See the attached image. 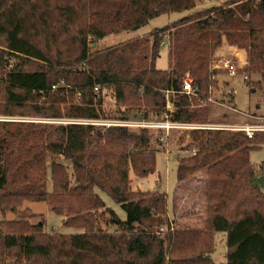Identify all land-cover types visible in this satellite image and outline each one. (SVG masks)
Segmentation results:
<instances>
[{
	"label": "trees",
	"instance_id": "obj_1",
	"mask_svg": "<svg viewBox=\"0 0 264 264\" xmlns=\"http://www.w3.org/2000/svg\"><path fill=\"white\" fill-rule=\"evenodd\" d=\"M194 6V0H0V117L64 123L0 122V211L13 214L25 202L45 203L61 227L76 231L53 235L43 230V221L0 222V264H215L210 255L217 233L225 235L224 264H264V195L255 185L264 165L249 162L264 133L250 139L242 131L187 134L185 148L195 152L176 159V181L205 172L210 216L206 232L182 244L169 230L165 195L130 187L129 172L137 178L154 172L158 139L146 128L84 124L129 119L125 112L114 117L104 111L106 93L135 118L144 113L143 119L157 120L167 92L171 122L206 125L202 103L217 88L211 66L223 44L246 53L247 65L237 75L246 83L258 76L254 86L264 87V0L228 1L144 40L89 51L91 40L135 31ZM163 43L167 69L158 70ZM12 59L17 64L7 70ZM184 73L195 96L181 93ZM67 96L77 103L66 105ZM95 189L120 205L124 221L104 208ZM93 213H109L104 230L96 229Z\"/></svg>",
	"mask_w": 264,
	"mask_h": 264
},
{
	"label": "rangeland",
	"instance_id": "obj_2",
	"mask_svg": "<svg viewBox=\"0 0 264 264\" xmlns=\"http://www.w3.org/2000/svg\"><path fill=\"white\" fill-rule=\"evenodd\" d=\"M195 6L189 12L173 13L169 15H161L145 26L135 30L122 32L119 34L109 35L101 40L90 41L89 51L94 52L96 49H105L113 46H118L134 39L144 40L148 38V35L155 30H159L171 23L186 17L187 15L199 11L208 10L211 8H218L224 5L228 1L232 0H194ZM215 58V60H214ZM213 58L212 64L216 61L219 64L223 59H231L235 65L236 74L234 77H228L225 73H218L215 76L217 88L212 91L211 100L207 104H204V118L208 120V123L203 126H187L186 129H173L167 138L165 145L154 144L153 147L159 152L155 154V169L154 172L146 177L137 178L132 172H129L130 187L133 191L141 192H154L158 191L165 195L167 204V223L171 224L172 232L175 235V243L185 242L195 232L205 233L207 230V220L210 216L209 202L206 199V188L204 185V179L206 178L205 172L200 171L195 175L185 179L182 182L176 181V159L189 158L194 153L190 147L185 148L186 136L189 132L205 128L204 130H223V131H236L239 128L249 127L256 129L254 134L264 133V87L261 89L255 87L254 83L259 81L258 76H252L250 82L246 83V80L240 75H237V70H242L247 65V56L243 49L236 47H230L223 44L216 52ZM17 64L15 59L9 61L7 70L11 69ZM156 68L158 70L167 69V47L165 43L160 47L159 57L156 60ZM62 81L58 82V85L62 86ZM232 92L234 94L232 95ZM166 100V97H164ZM78 100L75 97L67 96L66 105H75ZM166 103L164 104V111L166 110ZM103 109L106 113H110L111 116H118V112H125L129 116V120L134 118V112L126 107L114 106L111 100V95L106 93L103 95ZM173 112V107H172ZM163 111V112H164ZM145 112V111H142ZM142 114L136 116L135 120L142 119ZM123 117H126V115ZM148 122H158L161 119H150ZM162 117V116H161ZM133 120V119H132ZM146 120V121H147ZM0 122H24V123H51L60 124L63 122H52L41 118H3L0 117ZM101 123L112 122L111 120L100 121ZM141 122V121H140ZM76 123V122H74ZM64 124V123H63ZM78 124H81L78 122ZM84 125V124H81ZM96 128H108L107 126H94ZM132 130H140V128L129 127ZM148 133L153 136V139H158V131L152 128H146ZM157 136V137H156ZM156 139V140H157ZM158 141V140H157ZM195 152V151H194ZM249 162L255 168L262 166L264 163V144L260 145L257 149L249 152ZM70 170V166L67 162H63ZM262 176L263 172L260 173ZM260 175V176H261ZM258 180V179H257ZM255 185L264 195V186H259L258 182ZM48 189L50 185L48 184ZM94 193L101 199L104 204V208L113 212L120 221L125 220V212L121 209L120 205L114 203L105 193L94 190ZM166 213V214H167ZM33 214L34 218H28L27 215ZM93 219H97L96 229H105V223L110 218L109 213H104L100 216L98 213ZM89 220V215H84ZM21 220L28 221L31 225H35L39 221H43V230L51 234H76L75 230L66 229L61 227V218L52 214L45 203H29L25 202L20 208V211L15 213L3 214L0 211V222ZM26 234L29 232L28 227H24L20 230ZM183 244V243H182ZM226 254L225 235L217 233L214 235V251L210 255L215 264H224Z\"/></svg>",
	"mask_w": 264,
	"mask_h": 264
},
{
	"label": "built area",
	"instance_id": "obj_3",
	"mask_svg": "<svg viewBox=\"0 0 264 264\" xmlns=\"http://www.w3.org/2000/svg\"><path fill=\"white\" fill-rule=\"evenodd\" d=\"M215 55V54H214ZM214 58V56H213ZM215 60V58H214ZM211 71H215L216 73H225L228 77H234L236 74V69H235V65L233 63V61L231 59H223L220 61L219 64H216V61L214 62V64H212L211 66ZM180 80V89H181V93L187 95V96H195V89L192 86V80L191 77L188 73H184L180 76L179 78ZM56 89V86H52V91H54ZM167 92H164V96L166 97L165 103H166V110L161 114L160 116V121L158 122H148L145 119H140V120H135V116L132 119H128L125 121H112V122H106V123H101V122H88V123H84V124H88V125H99V126H123V127H136V128H152V129H156V130H160L162 132V134L158 137V141L165 145L167 142V138L170 134V131L173 129H186L188 125H181V124H177V123H173L170 121L169 116L172 113V103L167 99ZM234 94V92H232V95ZM77 99L79 98V96H76ZM209 102H212L211 98L203 101V105L207 104ZM144 115V114H142ZM141 121V122H140ZM194 127V126H191ZM201 129H205V128H201ZM238 130H241L242 132H244L245 136L247 138H252L254 131H256V129H252L249 128L248 126L245 128H239ZM192 153H194V151H192ZM264 165V163H263ZM170 231H172V227L170 225L169 228Z\"/></svg>",
	"mask_w": 264,
	"mask_h": 264
},
{
	"label": "water",
	"instance_id": "obj_4",
	"mask_svg": "<svg viewBox=\"0 0 264 264\" xmlns=\"http://www.w3.org/2000/svg\"><path fill=\"white\" fill-rule=\"evenodd\" d=\"M257 182L259 186L263 187L264 186V175L258 178Z\"/></svg>",
	"mask_w": 264,
	"mask_h": 264
},
{
	"label": "crops",
	"instance_id": "obj_5",
	"mask_svg": "<svg viewBox=\"0 0 264 264\" xmlns=\"http://www.w3.org/2000/svg\"><path fill=\"white\" fill-rule=\"evenodd\" d=\"M261 176H262V175H261ZM261 176H260V177H261ZM166 216H167L168 219L170 218L168 213L166 214ZM169 221H170V219H169ZM170 222H171V221H170Z\"/></svg>",
	"mask_w": 264,
	"mask_h": 264
}]
</instances>
